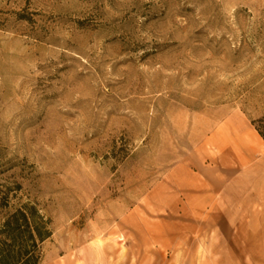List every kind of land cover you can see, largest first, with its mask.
Segmentation results:
<instances>
[{"label": "rangeland", "instance_id": "374dc122", "mask_svg": "<svg viewBox=\"0 0 264 264\" xmlns=\"http://www.w3.org/2000/svg\"><path fill=\"white\" fill-rule=\"evenodd\" d=\"M263 114L264 0H0V233L45 223L41 264H264V206L191 205Z\"/></svg>", "mask_w": 264, "mask_h": 264}, {"label": "crops", "instance_id": "0c3cea01", "mask_svg": "<svg viewBox=\"0 0 264 264\" xmlns=\"http://www.w3.org/2000/svg\"><path fill=\"white\" fill-rule=\"evenodd\" d=\"M256 132L238 115H234L218 130L211 141L219 145L225 158L220 159L221 164L216 163L213 168L201 167V171L195 172L196 182L199 181L198 177L203 178L206 174H217V177L200 180L198 188L210 191L195 195L191 205H196L198 209L204 205L217 207L225 214L230 211L239 213L240 207L246 204L244 200L250 207L264 206V144L257 139ZM221 165L226 167L223 172L227 176L223 178L218 174ZM229 175L233 177L228 178ZM188 205L189 202L184 201L185 209ZM196 215L201 216V212H196Z\"/></svg>", "mask_w": 264, "mask_h": 264}, {"label": "trees", "instance_id": "16d2710c", "mask_svg": "<svg viewBox=\"0 0 264 264\" xmlns=\"http://www.w3.org/2000/svg\"><path fill=\"white\" fill-rule=\"evenodd\" d=\"M257 133L264 141V114L261 118L252 121ZM45 223L30 220L27 215L19 211L3 225L6 240L0 242V264H41L42 256L39 253L35 234L41 242L49 239L51 233L46 230Z\"/></svg>", "mask_w": 264, "mask_h": 264}, {"label": "bare ground", "instance_id": "6f19581e", "mask_svg": "<svg viewBox=\"0 0 264 264\" xmlns=\"http://www.w3.org/2000/svg\"><path fill=\"white\" fill-rule=\"evenodd\" d=\"M256 135H257V139L259 140V141H262V143L264 144V141H263V139L260 137V135L256 132ZM65 264V263H64Z\"/></svg>", "mask_w": 264, "mask_h": 264}]
</instances>
